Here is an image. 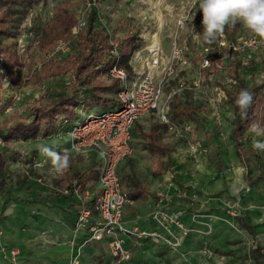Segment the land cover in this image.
<instances>
[{
  "label": "rangeland",
  "instance_id": "374dc122",
  "mask_svg": "<svg viewBox=\"0 0 264 264\" xmlns=\"http://www.w3.org/2000/svg\"><path fill=\"white\" fill-rule=\"evenodd\" d=\"M60 1H33L18 21L16 35L9 40L16 57L8 60L6 68L0 66V106H3L0 110L1 128L17 121L18 116L25 117L30 102L46 94L44 83L30 78L32 71L40 67L43 56L50 54L38 46L39 33L35 30L52 15L54 6ZM88 4L86 1L85 5ZM189 4L190 0H94L93 6L99 11L103 22L112 29L114 36L126 30H136L142 39L136 48L140 53L136 52L137 62L127 76V84L136 78L137 71L146 70L148 46L152 41H162V48L168 53L172 39L177 34V40L184 46L186 62L178 64L175 75L166 81L163 96L179 80L190 81L194 76H200L199 86L181 94L187 95L193 104L200 107L204 127H199L193 119H183L177 120L178 125L184 127L188 123L190 128L182 131V135H175L166 128L176 137H173L178 142L175 152L179 151L176 153L177 160L181 158L182 161L181 164L177 162L171 165L170 172L180 169L182 183L189 188L195 184L200 186V178L204 181L208 178L222 179L221 188L211 193L216 203L206 206L198 191V201L185 202L186 208L191 209V215L184 217L187 232L177 248L156 243L149 238H138L129 244L131 259L117 263L112 259L104 241H75L74 231L71 240H64L72 248L68 250L66 244H52L47 239L49 232L39 230L46 224L35 218V200L50 183L58 186L59 190L68 189L67 180L75 172L85 170L91 158L96 160L97 153L91 150L83 153L67 152L70 165L59 174L53 169L51 161L38 151L37 145L44 143L64 154L68 147L66 131L71 124L59 127L47 135L38 134L28 138L20 136L5 142L0 138V146L7 144L10 150L5 154L6 193L3 195L0 192V198L8 199L5 214L0 216V253H3L0 264H68L75 255L80 264H257L253 252L259 262L264 264V151L252 147L254 138L264 137H254L249 130L250 125L243 128L239 139L245 151L238 156L230 136L233 112L223 99L224 87L226 89L235 85L237 76L242 77L247 84L264 79L263 67L259 57L251 56L255 53L249 50L241 52L240 57L233 55L234 59L223 56L215 60L210 68L200 69V50L207 43L202 38L197 39L196 33L202 35L203 29H197L195 25H201L202 17L198 16L197 11H188ZM85 5L79 3V14ZM180 13H184L186 19L178 28L176 19ZM224 33L236 39L253 35L240 23L228 25ZM214 43L207 45L212 47ZM257 52H264V49ZM236 59L240 61L239 64H234ZM205 73H212V77L206 78ZM225 74L234 76L235 82L225 84ZM155 79H162L160 68ZM9 97L12 102L6 104ZM217 99H220L219 102ZM212 102H218L222 107V121L214 120L216 117ZM88 110L90 108L82 110L81 115L85 116ZM149 116L157 119L153 115ZM203 130H207V133ZM217 148L220 149L219 153L216 152ZM244 186H248L249 190ZM198 202L204 205L200 207L196 204ZM227 204L235 206V215L227 214ZM39 234L44 236L40 237ZM12 248L18 250L14 257L10 254ZM45 257H48L46 262L43 261Z\"/></svg>",
  "mask_w": 264,
  "mask_h": 264
},
{
  "label": "trees",
  "instance_id": "16d2710c",
  "mask_svg": "<svg viewBox=\"0 0 264 264\" xmlns=\"http://www.w3.org/2000/svg\"><path fill=\"white\" fill-rule=\"evenodd\" d=\"M33 1L35 0H0L2 69L7 67L8 60L16 57L9 40L16 35L17 23ZM86 1L89 2L88 6L85 5ZM80 2L85 5L81 14L78 12ZM93 3L94 0H61L54 6L52 15L41 26H37L35 31L39 33L38 46L43 52L50 54L43 56L40 67L32 71L30 78L35 82L44 83L46 94H41L38 99L30 102L25 117L18 116L19 119L14 123L0 127V138L4 142L20 136L28 138L38 134L47 135L59 127L65 125L68 127V124L80 122L89 114H100L120 108L121 103L116 95L122 88V83L118 78L109 75V68L112 64H117L124 68L129 76L132 71L130 57L142 39L136 30H126L119 36H114L112 29L100 19L101 15ZM195 11L202 17L199 9ZM79 18H83L85 23L76 33H72V27ZM227 28L228 26L224 32ZM199 29H202V25ZM112 39L117 41V55L110 52ZM60 41L68 44L67 51H54ZM233 55L240 57L239 53ZM251 56L259 57L264 71V52H257ZM239 60H234V64H239ZM236 74L238 75V72ZM66 76L68 77L65 78ZM241 89H247L253 94V103L248 109L246 119L241 117L235 105V98ZM223 99L233 112L230 136L234 141L235 152L240 156L245 151L239 139L243 128L254 121L264 125V79L247 84L242 77L237 76L235 85L226 89L224 87ZM7 101L6 104L11 103L12 98L9 97ZM2 107L0 106V110ZM86 108L90 110L82 116L80 112ZM169 114L175 121L193 119L199 127H204L200 107L188 100L187 95H173L169 104ZM162 125L166 129V125ZM206 131L203 130L204 133H207ZM147 137L151 141L154 140L152 132L148 133ZM6 145L0 146V192L3 195L6 193L7 183L5 154L10 151ZM85 175L86 171L75 173L74 184L66 189L68 194H72L74 188L80 197H83V191L88 185ZM98 195L99 193L88 199L82 198L78 211L81 207L87 208L90 210V219H97ZM7 205L8 199L4 197L0 216ZM252 255L256 258L257 264H262L254 252Z\"/></svg>",
  "mask_w": 264,
  "mask_h": 264
},
{
  "label": "built area",
  "instance_id": "2783aa9c",
  "mask_svg": "<svg viewBox=\"0 0 264 264\" xmlns=\"http://www.w3.org/2000/svg\"><path fill=\"white\" fill-rule=\"evenodd\" d=\"M188 11L195 12V8L189 4ZM100 19L102 20V18ZM185 19L184 13L178 15L176 19L178 28L184 24ZM84 23V19L79 18L72 27V33H76ZM176 35L173 37L170 51L167 54L163 53L158 43L154 48L150 47L151 44L148 46L147 68L138 73L130 84H127L128 75L125 69L117 64H112L109 68V75L118 78L122 83V88L116 95L121 103L120 108L100 114H89L82 121L70 125L66 131L67 152L83 153L91 150L97 153L100 160L98 172L100 190L96 204L98 218L90 219V210L81 207L75 220V229L78 230L87 226L89 234L85 240L104 241L112 259L117 263L131 259L132 251L127 244V239H130L129 243L131 244L138 238H149L156 243L177 248L184 240L187 232V227L181 220L183 211H169L161 205L160 201L149 215L155 224L153 228H140L137 224L126 225L123 209L128 197L118 174L119 163L131 153L130 132L137 118L153 115L166 124L167 128L175 135H182V131L190 128V124L185 123L182 127L170 118L169 104L174 94H181L185 90H192L199 86L200 76H194L190 81L179 80L163 96V86L166 81L175 75L178 64L186 62L184 46L177 40ZM110 43L112 44L110 52L117 55V41L112 39ZM261 49H264V43H261L259 38L254 35L240 36L237 39L220 35L212 47L207 44L202 45L200 69L210 68L215 60H219L223 56L225 58L232 57L234 53L240 54L249 50L256 53L257 50ZM54 50L67 51L68 44L60 41ZM159 68L162 72V79L156 80L155 75ZM205 75L206 78L212 77V73H205ZM223 81L225 84H232L235 79L234 76L225 74ZM220 99L217 101L219 102ZM218 102H212L216 120L220 118ZM193 148L195 150V146ZM170 184L169 182L168 185ZM244 187L249 190L248 186ZM177 193L182 197L188 196L191 201H198L196 193L188 194L185 188L179 187ZM159 195L168 199V196H164L163 193ZM196 204L201 207L203 202ZM225 209L228 215L236 214L234 205L227 204ZM16 253H18L16 248L10 249L12 257ZM68 264H80L78 256L72 257Z\"/></svg>",
  "mask_w": 264,
  "mask_h": 264
},
{
  "label": "crops",
  "instance_id": "0c3cea01",
  "mask_svg": "<svg viewBox=\"0 0 264 264\" xmlns=\"http://www.w3.org/2000/svg\"><path fill=\"white\" fill-rule=\"evenodd\" d=\"M199 26L200 25L198 24L195 25L197 29ZM152 42H154V40ZM156 42L158 44L160 43L159 46L161 47L163 53H165L162 48V41L159 40V42ZM136 52L139 54L140 50L136 51L135 49L130 57V64L132 65V68L135 67V63L137 62L136 57H138V54ZM139 72L140 71H137V73ZM183 96H185V94ZM212 106L213 104H211V107ZM208 107L210 106L208 105ZM221 114L222 107H220V118L218 119L222 121ZM150 132H152L153 141L149 140L147 137V134ZM171 134L172 133L167 131V129H165L164 126L157 121V119L154 120V118L149 115L137 118L131 128V153H129L118 166L122 187L126 190L128 195V201L125 203L123 209V218L126 225L131 226L137 224L140 228H153L155 224L149 215L151 210L155 208L158 201H160L161 205L169 211L182 210L183 213L181 215V220L184 222V217L188 214L191 215V209L186 208L185 203L187 200L190 202V199L188 196L182 197L178 195L177 189L179 187L185 188L188 194L194 192L196 193L198 191L200 193H198L199 196L201 195L200 198H204L206 206L209 203H216V200H214L215 196L211 193L221 188L222 179L217 180L208 178L204 181L200 178V186H196L195 184L189 188L185 185V183H182V178H180L179 173L180 169L176 170L174 173L170 172L171 165L177 164V162L180 164L182 163L181 158L177 160L178 154L176 153L179 151L175 152L178 142L174 140L173 137L175 136H172ZM219 150L220 149L217 148L216 152L218 153ZM99 162L100 160L98 156L96 160L91 158V162L87 165V168L82 170L86 171L85 177L87 179L86 183L88 184L87 189L83 191L82 198L88 199L99 193ZM74 176L67 180V187H72L74 184ZM208 176L211 177V175ZM169 182L171 183L170 185H168ZM43 189L44 191L41 192L40 197L35 200V218H37V220L41 223L43 222L46 224L45 227L41 226L39 230L42 232L44 230L49 232L47 234L49 235L47 239L52 244L54 242V245H65L66 241L64 242V240H71V238H73L72 236H74V231L76 233L75 241L84 240L89 234L87 226H85V228H79L78 230L75 229V220L78 208L82 202V198L78 194V191L73 188L72 194H68L65 189H60V192L59 187L54 186L51 183L49 184V187L46 185ZM162 193L164 196H168V199L159 195ZM3 200L4 197H1V206ZM191 204L193 203L191 202ZM5 209L3 214H5ZM37 232L39 233L40 231ZM39 235L40 237L44 236V234ZM129 240L130 239H127L128 246L130 244ZM65 247L69 248L68 250H72L68 244H66ZM2 254L0 253V256ZM45 258L46 259L43 261H48V257Z\"/></svg>",
  "mask_w": 264,
  "mask_h": 264
},
{
  "label": "clouds",
  "instance_id": "9594fccd",
  "mask_svg": "<svg viewBox=\"0 0 264 264\" xmlns=\"http://www.w3.org/2000/svg\"><path fill=\"white\" fill-rule=\"evenodd\" d=\"M192 8L202 13V35H197L207 44H212L219 35L224 33L228 25L235 26L240 23L246 30L258 37L264 43V0H190ZM193 19V18H192ZM253 103V94L247 89H241L235 98V105L242 118H247L248 109ZM254 137H264V125L254 121L249 126ZM252 147L257 151H264V139H253ZM38 151L46 156L53 169L62 174L70 165V157L65 151L61 154L53 146L41 143L37 145Z\"/></svg>",
  "mask_w": 264,
  "mask_h": 264
},
{
  "label": "bare ground",
  "instance_id": "6f19581e",
  "mask_svg": "<svg viewBox=\"0 0 264 264\" xmlns=\"http://www.w3.org/2000/svg\"><path fill=\"white\" fill-rule=\"evenodd\" d=\"M157 18H158V17H157ZM160 18H161V16H160ZM160 20H162V19H160ZM156 43H157L156 41L152 42L151 45H150V47L154 48V46L156 45ZM159 44H160V43H159Z\"/></svg>",
  "mask_w": 264,
  "mask_h": 264
}]
</instances>
